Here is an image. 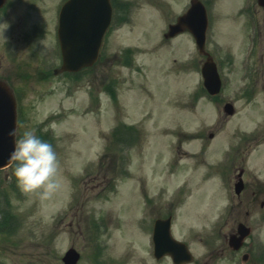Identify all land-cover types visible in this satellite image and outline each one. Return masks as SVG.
<instances>
[{
	"label": "rangeland",
	"instance_id": "374dc122",
	"mask_svg": "<svg viewBox=\"0 0 264 264\" xmlns=\"http://www.w3.org/2000/svg\"><path fill=\"white\" fill-rule=\"evenodd\" d=\"M60 1L7 0L0 15L7 25L0 27L1 78L28 96L21 132L33 128L53 146L65 182L54 198L41 200L17 187L13 166L0 172V264H62L69 247L80 252L78 264H153L146 234L127 228L147 200L137 195L143 185L150 197L167 190L150 218L174 212L175 238L187 241L192 264H202L212 250L204 247L208 228L234 191L232 175L247 168L251 180L264 176V7L258 0H202L206 48L223 77L216 100L199 97L203 56L190 34L163 36L190 0H126L134 5L129 20L120 23L127 12L117 13L100 60L77 76L53 73L60 67L53 34ZM256 28L246 74L242 56ZM226 102L232 116L223 113ZM118 122L141 131L127 150L110 145ZM238 143L246 149L225 171L231 185L225 189L220 165ZM119 164L130 177L121 178ZM178 187L184 194L171 198Z\"/></svg>",
	"mask_w": 264,
	"mask_h": 264
},
{
	"label": "flooded vegetation",
	"instance_id": "af4514ba",
	"mask_svg": "<svg viewBox=\"0 0 264 264\" xmlns=\"http://www.w3.org/2000/svg\"><path fill=\"white\" fill-rule=\"evenodd\" d=\"M3 57L5 58L4 54ZM3 65V63H0V80H3L1 76H4L6 71V65ZM14 91L18 109L17 138L21 132L23 116L27 106L22 97V91L20 92L16 88H14ZM239 173V176L238 174L233 175L231 181L235 179L237 184L238 181L242 180V183L240 181L242 184L241 191L228 193V198L221 208L218 220L213 224V231L217 234L209 231L210 236H212L210 245L207 246L208 243H204V247L212 248V250L203 256L202 264H264V238L262 236L264 232V176H260L261 179L257 176L251 180L248 176V170L244 168H239ZM147 210L142 209L143 213H140V217H137V223L142 226V229L138 231L144 238L146 234L147 245H152L153 227L150 228L151 218L148 216ZM156 217L158 216H155L153 222L157 219L167 218V216L163 218ZM169 217L172 221L174 220L173 215H169ZM247 233L248 236L242 239ZM218 239V247L214 248ZM181 241L187 243V241ZM96 258L99 260L98 257ZM147 258L153 264H165L166 260L169 259L167 256L157 257L153 251Z\"/></svg>",
	"mask_w": 264,
	"mask_h": 264
},
{
	"label": "water",
	"instance_id": "95a60500",
	"mask_svg": "<svg viewBox=\"0 0 264 264\" xmlns=\"http://www.w3.org/2000/svg\"><path fill=\"white\" fill-rule=\"evenodd\" d=\"M100 4L101 5H99L97 9L98 13L94 14V19H92L91 22L89 23L90 27L86 30L87 34L82 36L79 34H75V38L73 37L69 38L64 34H62L61 48L64 59L63 68L65 70L77 71L83 66H90L96 60L103 31L105 26L108 24V16H107L105 4L101 1ZM187 18L188 19L190 18V23L186 21ZM177 26L189 27L190 31L196 37L200 50L202 49L204 44L206 18H205L204 9L200 3L195 1L192 2L190 12L187 14L186 17H182L179 19ZM82 32L83 30L79 31V33ZM203 73L206 77L207 76L215 77L216 75L215 65L211 62L210 59H208L207 62L205 63ZM211 79L212 78H209V80L205 82L206 86L211 85L210 84ZM216 82H217V76H216ZM216 86H218L217 83ZM7 97L10 98V95L8 94ZM10 99L9 101L7 100V102H5L4 104L8 106L12 101ZM6 114L7 115L5 116V120L3 119V116L0 118V123L5 124V129H7V132H5L7 142H11L10 133H12V124L14 123V111L10 110V108L7 107ZM12 145H13L12 143H8L7 151L0 152L1 162L2 161L3 162L5 161L6 163L9 162V156L13 151ZM77 258L78 256L73 251H69L63 258V261L67 263L75 262Z\"/></svg>",
	"mask_w": 264,
	"mask_h": 264
},
{
	"label": "clouds",
	"instance_id": "9594fccd",
	"mask_svg": "<svg viewBox=\"0 0 264 264\" xmlns=\"http://www.w3.org/2000/svg\"><path fill=\"white\" fill-rule=\"evenodd\" d=\"M6 28L7 25H0ZM10 135L15 136L13 131ZM17 187L24 193L35 194L41 200L55 197L65 187L62 165L53 146L41 139L33 128H25L9 156Z\"/></svg>",
	"mask_w": 264,
	"mask_h": 264
}]
</instances>
